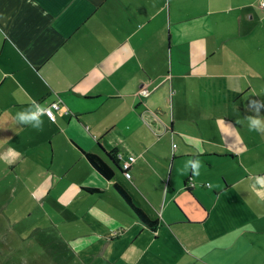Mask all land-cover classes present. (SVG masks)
<instances>
[{
	"label": "crops",
	"instance_id": "1",
	"mask_svg": "<svg viewBox=\"0 0 264 264\" xmlns=\"http://www.w3.org/2000/svg\"><path fill=\"white\" fill-rule=\"evenodd\" d=\"M260 2L0 0L8 192L69 203L74 247L106 264H264V189L252 188L264 177V130L247 119L249 101L264 103ZM55 100L42 130L15 120ZM195 159L198 175L185 167Z\"/></svg>",
	"mask_w": 264,
	"mask_h": 264
},
{
	"label": "rangeland",
	"instance_id": "2",
	"mask_svg": "<svg viewBox=\"0 0 264 264\" xmlns=\"http://www.w3.org/2000/svg\"><path fill=\"white\" fill-rule=\"evenodd\" d=\"M8 183L9 178L0 175V264H106L74 247L76 224L69 203L64 208L54 201L42 206L8 192Z\"/></svg>",
	"mask_w": 264,
	"mask_h": 264
},
{
	"label": "clouds",
	"instance_id": "3",
	"mask_svg": "<svg viewBox=\"0 0 264 264\" xmlns=\"http://www.w3.org/2000/svg\"><path fill=\"white\" fill-rule=\"evenodd\" d=\"M249 108L253 111V115L247 117L249 130L250 131L264 130V119L260 117L261 109H264V103H261L260 101L252 100L249 101ZM45 113L50 118H52L53 113L51 112L50 109L37 108L35 112L30 110L17 112L15 120L22 125L31 124L32 128L35 130H42L43 121L39 120V115ZM196 147L198 151L200 152L203 151V149L200 148L199 145H197ZM200 166H201L200 161L198 159H195V160H189L186 163L185 167L190 168L193 172V175H198ZM257 185H259V188L256 187ZM252 188L256 190L258 193L260 192L261 189H264V177H257L255 179L254 184L252 185Z\"/></svg>",
	"mask_w": 264,
	"mask_h": 264
},
{
	"label": "trees",
	"instance_id": "4",
	"mask_svg": "<svg viewBox=\"0 0 264 264\" xmlns=\"http://www.w3.org/2000/svg\"><path fill=\"white\" fill-rule=\"evenodd\" d=\"M107 156L114 162V154L112 152H106ZM84 156L91 166L93 170H95L98 174H100L103 178L108 179L111 177V170L110 168L96 155L94 154H89V153H84ZM119 159V158H118ZM123 162V161H122ZM121 168V166H120ZM129 170V169H128ZM122 174L123 170L121 169ZM125 178V177H124ZM126 179V178H125ZM188 179L185 181L184 186L185 190L189 191L190 186L187 187L188 185ZM190 184V182H189ZM113 189L123 198V200L126 202V204L132 209L133 213L135 216L145 225L152 227L154 225V222L148 219L140 209L137 207L133 206L128 198V196L124 193V191L117 185L113 184ZM92 190V189H91ZM93 191V190H92Z\"/></svg>",
	"mask_w": 264,
	"mask_h": 264
},
{
	"label": "built area",
	"instance_id": "5",
	"mask_svg": "<svg viewBox=\"0 0 264 264\" xmlns=\"http://www.w3.org/2000/svg\"><path fill=\"white\" fill-rule=\"evenodd\" d=\"M262 9H264V2H260L259 5ZM139 95L146 97L148 95V90L145 87H141L138 91ZM60 108V100H55L50 102L47 107L44 109H50L53 113L52 118H50L46 113L44 114L46 118L53 122L54 121V112ZM172 148H175V145H172ZM134 161V157L132 155H128L127 158L121 163V169L123 170V176L126 179L130 178V173L128 171L130 164Z\"/></svg>",
	"mask_w": 264,
	"mask_h": 264
}]
</instances>
